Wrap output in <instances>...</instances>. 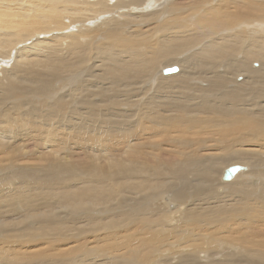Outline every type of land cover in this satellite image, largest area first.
<instances>
[{"label": "bare ground", "instance_id": "6f19581e", "mask_svg": "<svg viewBox=\"0 0 264 264\" xmlns=\"http://www.w3.org/2000/svg\"><path fill=\"white\" fill-rule=\"evenodd\" d=\"M207 1L195 0V5L188 6V15L199 8L202 14L192 25H177L178 28L183 29L180 34L182 36H176L177 26L166 30L167 39L157 58L170 60L171 62H167V65H179L180 69L177 66L162 69V75L165 77H154V81L159 83L162 95L158 102L149 99L152 103L147 104L148 101L144 106V116L141 115L143 113L127 115L125 109H122L123 101L130 102L128 99L123 100L117 97L114 99L118 101L117 103L111 100L115 108L114 115L108 112L106 115L105 111L101 110L103 106L98 111L92 109L89 115L95 122L93 126L71 125V132L63 134L59 132V127L53 124L49 130L45 128V131H39V134L44 136L42 140L39 138V142L46 150H49L47 158L40 156V161L47 164V168L45 167L43 171L48 169V162H56L55 160L59 161L60 165H58L61 166L62 172L68 169L89 170V178L86 179L91 186L83 190L77 189L80 186L78 184L63 185L64 187L59 190L60 193H56L61 199L57 200L60 202L59 205L75 210L76 207L81 209V206L87 204L88 208L85 207V211L90 213L97 206L103 209L109 208L106 206L111 205L109 204L111 202L113 205L114 197L121 193V197L118 198L120 203L110 206L111 209L121 211L118 219L113 217L110 220L113 226L107 229L109 224H106L104 229L95 232H92L97 228L95 224L91 228H83L84 231L82 228L75 227L77 229L75 231L81 230L83 241L86 242H90L91 233H106L97 235L94 242L81 247L85 258L84 264H264V153L255 151L252 154L240 155L238 151H234L232 157L237 158L235 162L249 164L252 169L248 171V167L242 166L245 170L240 171L239 175L237 174L238 176L229 182L223 181L224 173L228 168L225 169L218 185L228 188L227 194L217 195L211 187L218 169V162L225 161L224 156L215 155L213 152L225 154L236 148H244L245 144H250L255 139L251 132L257 133V137L260 136L261 130L264 133V0H218L213 7L203 5ZM46 2L47 0L0 1L2 24L0 51L6 46L3 42L7 45L16 42L27 29L37 30L41 27L45 30L48 27L45 22L59 15L54 9L66 4L64 0H50L53 8L51 9L45 5ZM85 2L90 4L92 0H85ZM71 3L77 7L84 5L83 0L67 2L69 5ZM26 7H32V12L26 14L24 11H19ZM227 30L230 32L222 34ZM186 50L191 52L193 50V53L182 60L167 59ZM25 54L17 50L13 54L15 61L17 60L18 63L21 58L26 59L28 56ZM31 55L35 57L33 52L29 53V57ZM254 61H257L259 65L249 64ZM46 65L51 64L46 63ZM65 67L62 65V70ZM144 67L145 65L143 63L140 65L139 61L131 72L141 71ZM124 71L126 72V69ZM139 84L141 83L138 82ZM145 90L148 91L147 88ZM168 90H172L175 96H165ZM113 98L115 97L110 96V99ZM105 109H107L106 106ZM116 109L124 114H120L123 118L122 122L118 121L121 118L118 117L119 113L116 115ZM102 115L108 117V120L104 119L106 121L103 122L104 126L97 125L94 118H102ZM79 116L77 121L83 119V116ZM131 118L135 120L128 122ZM189 122L191 124H188ZM9 123L11 126L12 121ZM12 126H14L13 123ZM28 126H26L27 129H23L25 138H29L34 130ZM14 127L6 128L8 130L5 131L6 129L3 130L0 126V167L2 168L6 164L15 163L19 157V152L13 149L12 145L17 143L18 139L21 141L23 134L16 132ZM57 136H60L58 141ZM188 139H192V151L185 153ZM69 142L74 143L76 149L71 150L70 145L68 147ZM112 149L117 150L115 155ZM144 149L145 152H142ZM69 150L71 154L78 150L79 153L76 155H86L87 160H74L70 155L68 157ZM205 151L211 153L210 158L207 159L210 165L207 162L209 166L204 173L200 171L202 179L195 182L198 186L196 184V187L192 189L191 181L186 180L184 176L183 183L179 181L175 193H169L167 188H176V186L164 182L167 178L164 174L167 171L160 172V168L180 170L182 167L176 168L181 164L180 158L176 156L181 152L191 156L194 163L200 160L203 163L202 157L206 156ZM141 153H145V158L139 161L142 167L145 161V172L141 171L144 178L137 177L142 175L137 173L138 171L130 173V170L136 167L133 161H137L135 159L142 156ZM67 157L70 160H67ZM149 158L153 164L146 162ZM254 167L258 169L254 170ZM246 171L248 173L243 174ZM241 172L243 173L240 174ZM253 174L257 176L255 181H253ZM121 175L125 177L126 182H119ZM93 177L99 180H94ZM154 178H156L155 181L152 180ZM7 179L9 180L8 177ZM141 180H143L141 183L143 187L136 184ZM0 182H3V178ZM37 182L32 181L37 191L43 192L50 186L47 191L54 192L53 182L44 181L43 185ZM106 185L107 187L104 188ZM3 186L0 185V219L13 217L15 222V210L19 211L24 202L27 203L28 213L46 212V217L37 225L41 236L33 234L28 229L20 231L18 224L14 222L0 227V264H58L51 258L53 246L46 247L44 242L53 244L59 241L53 242L52 237L42 235L57 233L58 230L54 227H60L62 223L67 222V218L59 216L61 221L58 222L57 218L50 219L49 212L53 209L52 201H47L48 204L38 210L32 204L33 196H26L25 192L14 191L11 187ZM108 186H115V188L110 189ZM136 190L142 195L141 203L144 204L140 209V215L145 214V210L150 212L149 206L156 203L158 209L152 212H157L156 218L163 222L161 226L165 230L170 233L173 230L170 235L165 232L163 235L160 233L157 221L156 225H146L145 220L150 217L137 216L139 209L136 206H140L135 202L131 204L129 195L130 192L133 195ZM189 192L195 195L194 201L186 197ZM20 199L23 200L22 203ZM92 219L94 222L93 216H91ZM173 220L174 222L183 220L185 224L175 226ZM56 223L61 225L56 226ZM127 225H132V229L122 233H108L109 230L118 231ZM1 233L4 235L2 236ZM41 241L44 242L41 243ZM91 244L96 245L97 250L88 249L87 247ZM38 247L40 249H36ZM91 257L93 260L89 261ZM73 262L72 258L71 263Z\"/></svg>", "mask_w": 264, "mask_h": 264}, {"label": "rangeland", "instance_id": "374dc122", "mask_svg": "<svg viewBox=\"0 0 264 264\" xmlns=\"http://www.w3.org/2000/svg\"><path fill=\"white\" fill-rule=\"evenodd\" d=\"M64 1L66 4L61 5L58 9H54L59 13V15L57 17H52L45 22V25L48 26L45 30H42L41 27V29L39 28L37 30L27 29L23 34H21L22 37L17 39L16 42L11 43L10 45L3 42L6 46H4L0 51V126L3 130L15 126L14 129L16 132L23 134V138L21 141L18 139L17 143L12 145L13 149H17L16 151L19 152L17 161L13 164H6L3 168L0 167V179L3 178V182H0V185H4L3 187L6 188L11 187L14 191L25 192L26 196H33L34 201L32 204L38 210L42 209L40 207H43L44 205L46 206L48 204L46 203L47 201H52L53 209L49 212V218H57L58 222L61 221L59 216H64L67 218V222L62 223V225L61 223H56V226H62L54 227V229L58 230L57 233L42 235L52 237V239H54L53 242H56L55 240L59 242L48 244V242L41 241V243L44 242V246L46 247L53 246L54 250L52 251L51 258L58 264L71 263L72 258L74 262L71 264H84L85 258L81 247L87 243L94 242L97 235H104L106 233H91L90 242H86L85 240L83 241L81 230L75 231L77 230L75 227L87 229L91 228V226L95 224L97 228L92 230V232H95L104 229L106 224H109L106 227L107 229L113 226L110 224V220L113 217L118 219V214L121 211L117 209L114 210L113 208L111 209L110 206L112 207L115 206V203H120L118 198L121 197V193L119 192L118 196L114 197L115 201L113 205L112 202L109 203L111 205L106 204L109 205L106 206L109 208L103 209V207L97 206L90 211V213L85 211V209L88 208L87 204L81 206V209L80 207H76L75 210L74 208L59 205L58 203L60 202L58 201L61 199H59V195L56 193H60L59 190H61L66 184H78L80 186L77 187V189L83 190L91 186L89 185L90 183H87L86 179L89 178V170L86 169L78 171L68 169V171L62 172V169H60L61 166H59L60 164L58 163L59 161L55 160L57 163L54 161L48 162V169L43 171L47 164L41 162L40 159L41 157L47 158L49 150H46L44 145L39 142V138H44L43 135L39 134V131H45V128L46 130H49L53 124L59 127V132L63 134L71 132V125L74 127H77V124H80V127L93 126L95 122L89 115V113L92 112V109H97L95 111H98L103 106V109L101 110L105 111L106 115H108L107 112L114 115L113 111L115 108L112 103L118 102L117 100H114L117 97L123 100L128 99L130 102L127 103V100L125 102L123 101L124 106H122V109H125L127 115L131 116L133 113H143L141 115L144 116L145 109L143 108H145L144 106L149 99H152L153 102H158L160 101V95H162L159 83L158 81H154V77H165L162 75V69L173 68L176 66L180 69L179 65H167V62H171L170 60L166 61L165 58H157V54L160 55L159 51L167 39L168 33L166 30L176 28V26L180 24L186 26L192 25L199 19L202 14V10L199 8L193 14H187L188 6L191 4L195 5V0H92V3L90 4L83 0V7H77L73 3L69 5L67 4L69 0ZM217 1L218 0H208L203 5H211L213 7ZM45 5L53 9L50 0H47ZM19 11H24L26 14H29L32 12V7H26L25 9ZM0 26H2L1 21ZM5 30L6 29H4V31ZM176 32V36H182L180 34H182L183 29L178 28L177 26ZM229 32L230 30H227L222 32V34ZM17 50L21 53L27 54H25L28 56L26 57V59L28 58L27 60L23 57L25 62L23 58H21V61H18V63L16 62L17 60L15 61L13 54H15ZM30 52H33L35 57L32 55L29 57ZM191 53H193V50L192 52L191 50H186L178 55L171 56V58L169 56L167 59L182 60L184 57H189ZM33 58L34 60L32 61ZM156 59H159L160 61H157ZM139 61L140 65L143 63L145 67L142 68L141 71L131 72V70L138 65ZM46 63H50L51 67L46 65ZM249 64L259 65L257 61L252 63L249 62ZM62 65L66 66L63 70ZM124 69H126V72ZM239 77L237 78L239 79ZM143 79L145 81L141 82ZM138 82L141 84L138 85ZM145 88H147L148 91L145 90ZM110 96L115 98L110 99ZM165 96L172 97L175 96V94L172 90H168ZM151 103L152 101H149L147 104ZM105 106L107 109H105ZM139 107L142 108L140 109ZM117 109L121 110V108ZM117 109L115 110L116 115L119 113ZM74 110L77 111L75 113H71ZM71 114H75V116L72 117ZM120 114L124 115L123 113H119V118H121ZM79 115L83 116L81 121H77V119L80 118ZM106 115H102V118L94 117L96 124L104 126L105 124L103 122H106L104 119L108 120ZM109 117L111 119V116ZM121 119L118 121L122 122L123 118ZM134 120L135 118H131L128 122ZM10 121H12L14 126H12V123L11 126H9ZM69 122H71V124H69ZM27 123L32 127L31 130L34 128V130L30 133L29 138H25L23 132V129L28 126L26 125ZM188 124L191 123L189 122ZM112 128L113 127H111V129ZM7 130L8 129L5 131ZM260 133V136L257 137V133L251 132L250 134L254 136L255 139L252 140L250 144H245L244 148H236L231 152H226L225 154L213 152L215 155L225 157V161L223 163L218 162L219 165L214 178V183L211 185L213 191L217 195H221L223 193L227 194L229 192L228 188H225L223 185H218L221 181L220 177L225 169L238 165L248 167V171L252 169L249 164L236 163L235 160L237 158L232 157V153L234 151H238L240 155L252 154L255 151H262L264 153V150H261V148H264L263 130H261ZM58 137L60 136H57V141L59 140ZM191 141L192 139H188L185 153L192 151ZM37 142H39V144H37ZM15 144H17V146ZM73 144L74 143L72 142L68 143V147L70 145V149L72 148L71 150L76 149ZM116 152V149H112V153L114 155ZM142 152H145V149ZM205 152L206 156L202 157L203 163H201V160L198 161V163H194L191 156H187L186 154L184 155L183 152H181L176 156V158H180L181 164L179 167H176H182L180 170H173L172 168L167 170V168H160V172L164 170L167 171L166 174L162 172L164 176L167 177L164 182L168 185L173 184L176 186V188H167L169 193L174 194L179 181L183 183L185 177L186 180H189V182L191 181L190 183L192 184V189L196 187V184L198 186V183L195 182H199V179H202L200 178V176H202L200 171L203 174L206 167L210 165V161L207 159L210 158L211 153L207 151ZM77 153H79L78 150L73 151V154H71V151L69 150L67 152V156H73L74 160H87L85 159L87 158L86 155H76ZM141 155L142 156L135 159L137 160L135 161L136 163L133 161V165L136 167H133L132 170H130V173H134V171H138L137 173H141V171L145 172V161L144 164L141 162L143 167L139 165L140 159L143 157L145 158V153H141ZM68 157L67 160H70ZM149 159H147L146 162L149 161L148 164H153V161L151 159L150 161ZM6 160L8 161V157H6ZM205 160L206 164L204 165ZM207 162L209 164L208 166ZM257 169L254 167V170ZM242 173L243 172L240 174ZM246 173L248 172L246 171L243 174ZM141 174V176L137 177L144 178L143 173ZM253 177V181L257 180V176L253 174ZM120 178L119 182L127 181L124 180L125 177L122 175ZM128 179L131 181L130 178ZM94 180L99 179L94 178ZM152 180L155 181L156 178ZM32 181H38L41 185H43L42 183H44V181H49L51 183L53 182V186L55 184L56 187L54 186V192L50 191V194L49 191H47L50 188V186H48V188L43 191L45 193L44 194L43 192L37 191V188ZM74 181L76 183H74ZM30 182L32 184H30ZM83 182L85 183L84 185ZM142 182L143 180L134 183L143 187L141 185ZM9 183L11 185H9ZM106 183L108 184V182ZM106 187L107 185L104 188ZM108 187L110 189L115 188V186ZM199 187L201 188V186ZM119 188L122 189L121 187ZM206 189L207 188L205 187V190ZM212 189H210L211 192ZM28 191L29 193H27ZM138 192L139 191L136 190L133 195L132 192L129 194L131 197L130 203L132 204L135 202L140 206H136V208L139 209V215L137 216L141 217L145 215V217H150L145 220L146 225H156L157 221L160 227V233H162V235L165 233L170 235L173 230H171V233L170 231L165 230V228L161 226V223L163 222L158 221V218H156L157 212H152L158 209V205H156V203H154L155 205L153 204L149 206L150 208L148 210H150V212L145 210V214L140 215V209L144 204L141 203L143 198H141L142 195ZM53 193L55 194L52 195ZM42 195H46L47 197ZM186 197L193 201L196 199L192 192L186 194ZM22 202L23 200L20 199V203ZM27 208V203L24 202L19 211L15 210V222L13 217L0 219V227L14 222L18 224V229H20V231L28 229L32 231L33 234L36 233L38 236H41L40 232L37 230V225L45 219L46 212L28 213ZM91 216L95 218L94 222V219L91 220ZM173 224L177 226L178 224L183 225L185 223L183 220H180L175 221ZM144 225L145 224H143V226ZM164 226L166 225L164 224ZM72 227L74 230H72ZM118 227L120 228L122 226ZM143 228H145V226ZM171 228H173V226ZM128 229H132V225H127L125 228H121L118 231L109 230L108 233H122ZM46 230L49 231V229ZM130 232L132 231L130 230ZM1 234L2 236L4 235V233ZM95 247L96 245L91 244L87 248L97 250ZM36 249H40V247ZM64 252H66L65 255ZM88 260H93V257ZM203 260L206 261L205 259Z\"/></svg>", "mask_w": 264, "mask_h": 264}, {"label": "water", "instance_id": "95a60500", "mask_svg": "<svg viewBox=\"0 0 264 264\" xmlns=\"http://www.w3.org/2000/svg\"><path fill=\"white\" fill-rule=\"evenodd\" d=\"M244 170L245 167L242 166H231L225 171L223 176V181L225 182L232 181L240 171H244Z\"/></svg>", "mask_w": 264, "mask_h": 264}]
</instances>
